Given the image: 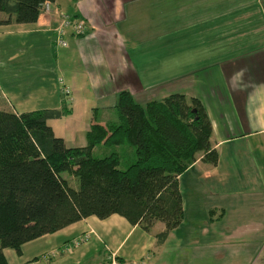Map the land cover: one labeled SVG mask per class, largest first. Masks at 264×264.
<instances>
[{
	"label": "crops",
	"instance_id": "1",
	"mask_svg": "<svg viewBox=\"0 0 264 264\" xmlns=\"http://www.w3.org/2000/svg\"><path fill=\"white\" fill-rule=\"evenodd\" d=\"M51 5L83 19L86 32L56 47L52 12L33 23L0 22V109L58 108L65 86L69 114L46 123L65 146H82L66 137L86 121L84 137L101 99L113 104L122 89L140 104L182 93L204 108L216 163L198 155L178 176L183 216L159 243L160 221L144 230L115 213L88 216L24 242L19 254L3 248L6 263L109 264L112 255L115 264H264V0ZM86 232L84 242L62 248Z\"/></svg>",
	"mask_w": 264,
	"mask_h": 264
},
{
	"label": "trees",
	"instance_id": "2",
	"mask_svg": "<svg viewBox=\"0 0 264 264\" xmlns=\"http://www.w3.org/2000/svg\"><path fill=\"white\" fill-rule=\"evenodd\" d=\"M44 1L51 5L52 0H0V13L7 16L0 22L33 23ZM60 96L58 108L0 109V264H7L3 248L19 254L24 242L88 216L115 213L144 230L160 221L159 243L183 216L178 176L198 155L216 163L210 123L195 97L169 93L140 104L119 90L112 104L115 120H93L84 145L65 146L46 123L69 114L68 97ZM123 144L133 154L123 168V151L91 153L95 146Z\"/></svg>",
	"mask_w": 264,
	"mask_h": 264
},
{
	"label": "built area",
	"instance_id": "3",
	"mask_svg": "<svg viewBox=\"0 0 264 264\" xmlns=\"http://www.w3.org/2000/svg\"><path fill=\"white\" fill-rule=\"evenodd\" d=\"M41 10L43 12H49L51 10V5L48 1H44L41 4ZM50 12L55 16V22L52 27V30L54 32L53 34V44L56 47H62L66 45L65 36L66 35H73V36H82L86 32L85 22L83 19L70 16L66 13L60 12L56 8H53ZM68 90L64 86L62 87V93L67 96ZM88 237V233H83L79 235L78 237H74L70 240H68L62 248L67 250L68 248H71L70 245L73 247L75 245H78L79 243L84 242ZM60 248H54L47 253L43 254V258H50L53 256H56L59 252L63 251V249ZM109 264H115V259L111 255L108 257Z\"/></svg>",
	"mask_w": 264,
	"mask_h": 264
},
{
	"label": "rangeland",
	"instance_id": "4",
	"mask_svg": "<svg viewBox=\"0 0 264 264\" xmlns=\"http://www.w3.org/2000/svg\"><path fill=\"white\" fill-rule=\"evenodd\" d=\"M150 1H151V5H153V0H150ZM143 2H145V1H143ZM143 2H141V3H143ZM116 60L118 61L119 60V57ZM134 66H135V69H138L139 68L138 65H134ZM135 95H136V98H137V102L138 101H142V98L137 97V93ZM110 98L111 97H106V98L100 100V102H99L100 105L98 106V109H97V112L98 113L96 114V117L94 119L95 122H98V123L99 122H103V123H105L106 121H113V120H115V118H116V112H115V110L112 107L111 101L108 100ZM108 103L109 104L111 103L109 105V107H108ZM56 122L57 121H55L53 123V128L54 129H56V127H55ZM58 122H61V121H58ZM84 122H86V121H84ZM84 122L79 124V127L77 129L78 130L77 131V134L72 135V138L66 137V140H70L74 144H78V143H80L82 141V143L84 144V137H83V124H84ZM56 133L58 134L59 132L56 130ZM66 142H68V141H66ZM127 148H129L127 146V144L117 145V146H115L113 148H106V147H103V146H95L92 149V152L91 153H92V155L94 157H102V156H104L108 152V150H111V149H113L115 151H123V155H122L123 156V159H122V162L119 165L120 168H123V167H125L130 162V160H131V158L133 156L132 149L129 148V151H128ZM61 175L64 178L68 177V175H67L66 172H62ZM69 181H70V185L72 187H75V185H76L75 180L72 181L70 179ZM70 250L71 249H69L68 251H70ZM91 261H92L91 258H89V259H87L85 261H82L79 264H91L92 263ZM93 261H94V258H93Z\"/></svg>",
	"mask_w": 264,
	"mask_h": 264
}]
</instances>
